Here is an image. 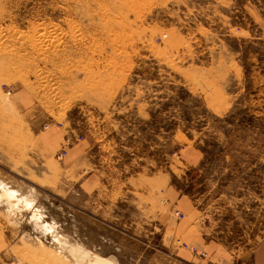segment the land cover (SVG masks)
<instances>
[{"label":"rangeland","instance_id":"obj_1","mask_svg":"<svg viewBox=\"0 0 264 264\" xmlns=\"http://www.w3.org/2000/svg\"><path fill=\"white\" fill-rule=\"evenodd\" d=\"M0 185V264H254L264 0H0Z\"/></svg>","mask_w":264,"mask_h":264},{"label":"crops","instance_id":"obj_2","mask_svg":"<svg viewBox=\"0 0 264 264\" xmlns=\"http://www.w3.org/2000/svg\"><path fill=\"white\" fill-rule=\"evenodd\" d=\"M24 102L25 101L23 99L22 100L18 99L19 105L23 107V111H22L23 113L21 115L22 118L24 120H26V121H29V122L32 121V120H36L35 118H39L40 117V113L35 108V106L34 105H27L26 106L25 104L22 105V103H24ZM49 137L53 141L57 142V140H58V137H54L51 134L49 135ZM59 141H61L60 137H59ZM77 143H78L77 146L75 148H73L70 152H69V150L71 148L70 147L67 148V154L64 156L65 158L69 154H71V157H72V155H73V157H74V155L80 157L81 155H83L84 149L87 150L86 144L88 143L90 145V143H89V141L87 139H85V140L83 139V140H81L80 142H77ZM89 145H87V146L89 147ZM63 148H66V146H65V143L63 144V142H62L61 145H60L59 150L57 151V153L62 151ZM48 149H49V147H48ZM59 161H62V160H59ZM252 260H253L254 264H264V239L261 240L257 244L256 248L254 249L253 254H252Z\"/></svg>","mask_w":264,"mask_h":264},{"label":"bare ground","instance_id":"obj_3","mask_svg":"<svg viewBox=\"0 0 264 264\" xmlns=\"http://www.w3.org/2000/svg\"><path fill=\"white\" fill-rule=\"evenodd\" d=\"M0 189H4V196L5 197H7L8 198V200L11 202V203H17V202H19V198L16 196V193H15V191H8V190H6L2 185H0ZM8 201V202H9ZM30 202V201H29ZM30 204H32V203H30ZM28 206H30L29 205V203L27 204Z\"/></svg>","mask_w":264,"mask_h":264},{"label":"built area","instance_id":"obj_4","mask_svg":"<svg viewBox=\"0 0 264 264\" xmlns=\"http://www.w3.org/2000/svg\"><path fill=\"white\" fill-rule=\"evenodd\" d=\"M62 155H65V153H62ZM62 155H60L59 157L61 158L62 157ZM177 215L179 216H181V214H179V212L177 213ZM2 228H3V220H1L0 219V232L2 231ZM187 249L190 247L191 248V250L193 251V252H197V249L194 247V246H185Z\"/></svg>","mask_w":264,"mask_h":264}]
</instances>
